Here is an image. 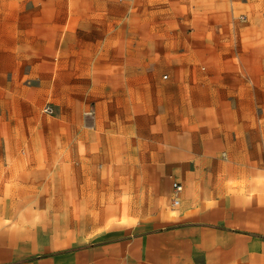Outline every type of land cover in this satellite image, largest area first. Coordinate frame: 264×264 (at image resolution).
Segmentation results:
<instances>
[{"label": "crops", "instance_id": "obj_1", "mask_svg": "<svg viewBox=\"0 0 264 264\" xmlns=\"http://www.w3.org/2000/svg\"><path fill=\"white\" fill-rule=\"evenodd\" d=\"M50 1L0 0V264H264V0ZM180 16L223 19L218 92Z\"/></svg>", "mask_w": 264, "mask_h": 264}, {"label": "rangeland", "instance_id": "obj_2", "mask_svg": "<svg viewBox=\"0 0 264 264\" xmlns=\"http://www.w3.org/2000/svg\"><path fill=\"white\" fill-rule=\"evenodd\" d=\"M170 5L171 2H169ZM48 7H56L54 0L48 2ZM58 18L51 17V20H57ZM223 19L218 17L203 18V17H166V18H155L152 22V25H167L168 30H173L178 36L179 42V54H178V63L174 64L173 67H176V76L180 79V84L185 83V78H203L206 77L211 84V87L216 89L214 92H218L219 88L225 86L227 83L226 77L221 74L222 69H228L235 71L237 66H225L220 63L223 56L227 52L224 47V37L226 34L221 33L220 26L222 25ZM205 23L212 24V30L210 33L205 34L200 27ZM178 33V34H177ZM175 34V33H174ZM173 34V35H174ZM205 39V44L208 48L201 49L198 46ZM234 51L230 50V54L233 55ZM151 67V66H150ZM240 67V66H239ZM253 66H246V71L251 72ZM163 66L152 65L151 71L156 72L161 78L166 76L167 73L164 70ZM249 75V74H247ZM247 78V77H246ZM248 79V78H247ZM169 78L164 79L168 81ZM247 82H249L247 80ZM230 87H234L235 82L230 80L228 82ZM181 92V91H180ZM201 121H204L203 119ZM206 121L210 120V117H207Z\"/></svg>", "mask_w": 264, "mask_h": 264}, {"label": "built area", "instance_id": "obj_3", "mask_svg": "<svg viewBox=\"0 0 264 264\" xmlns=\"http://www.w3.org/2000/svg\"><path fill=\"white\" fill-rule=\"evenodd\" d=\"M42 111L45 113V114H52L53 110H52V107L49 105V104H46ZM173 205L176 206L179 204V194L180 192L182 191V187L180 184H177V183H174L173 184Z\"/></svg>", "mask_w": 264, "mask_h": 264}]
</instances>
